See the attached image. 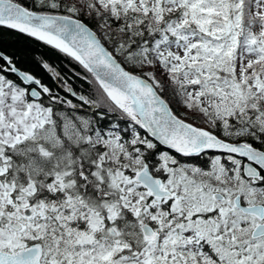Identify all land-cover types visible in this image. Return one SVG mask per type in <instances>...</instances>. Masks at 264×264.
Here are the masks:
<instances>
[{"label":"snow or ice","instance_id":"obj_1","mask_svg":"<svg viewBox=\"0 0 264 264\" xmlns=\"http://www.w3.org/2000/svg\"><path fill=\"white\" fill-rule=\"evenodd\" d=\"M0 264H264V0H0Z\"/></svg>","mask_w":264,"mask_h":264},{"label":"trees","instance_id":"obj_2","mask_svg":"<svg viewBox=\"0 0 264 264\" xmlns=\"http://www.w3.org/2000/svg\"><path fill=\"white\" fill-rule=\"evenodd\" d=\"M46 55L57 64L62 63L65 58L50 48H45Z\"/></svg>","mask_w":264,"mask_h":264}]
</instances>
